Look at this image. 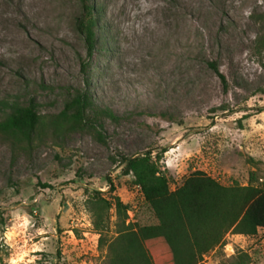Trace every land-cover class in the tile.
Instances as JSON below:
<instances>
[{
  "label": "rangeland",
  "instance_id": "1",
  "mask_svg": "<svg viewBox=\"0 0 264 264\" xmlns=\"http://www.w3.org/2000/svg\"><path fill=\"white\" fill-rule=\"evenodd\" d=\"M90 1L87 56L80 0H0V120L31 98L41 115L30 143L0 131V264H104L95 210L106 242L122 225L103 199L129 205L125 223L146 218L122 155L161 152L171 188L194 169L264 187V0ZM85 85L113 117L54 127ZM223 238L203 264H264V225ZM144 244L154 264H171L163 239Z\"/></svg>",
  "mask_w": 264,
  "mask_h": 264
},
{
  "label": "trees",
  "instance_id": "2",
  "mask_svg": "<svg viewBox=\"0 0 264 264\" xmlns=\"http://www.w3.org/2000/svg\"><path fill=\"white\" fill-rule=\"evenodd\" d=\"M80 2L77 28L83 33L86 55L90 56L97 40L96 6L90 0ZM85 63L81 62L82 67ZM209 64L226 84L225 76L215 61L211 60ZM95 114L114 115L106 107L94 106L85 85L65 99L63 108L52 118V123L54 127H93ZM40 123L41 115L31 98L27 103L11 106L0 120V131L30 143ZM160 157L161 152L153 154L150 149L121 156L122 171L132 173L143 194L146 218L143 222L137 219L125 223L129 205L118 195L111 200L101 198L105 203L103 207H115L122 225L117 234L106 242L102 234L100 207L95 210L94 224L100 234L99 245L107 243L104 264H154L144 244L145 240L152 238L164 240L171 264H203L202 255L215 246H221L227 231L254 234L258 227L264 225V187L250 182L224 184L204 170L194 169L181 184L171 188L168 175L158 163ZM109 186L113 187L112 181H109Z\"/></svg>",
  "mask_w": 264,
  "mask_h": 264
}]
</instances>
